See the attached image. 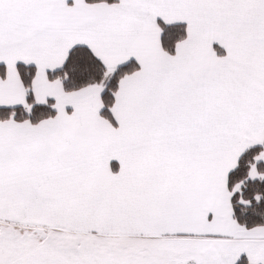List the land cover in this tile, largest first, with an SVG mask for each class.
Instances as JSON below:
<instances>
[{"label": "snow or ice", "instance_id": "snow-or-ice-1", "mask_svg": "<svg viewBox=\"0 0 264 264\" xmlns=\"http://www.w3.org/2000/svg\"><path fill=\"white\" fill-rule=\"evenodd\" d=\"M0 264H264V0H0Z\"/></svg>", "mask_w": 264, "mask_h": 264}]
</instances>
